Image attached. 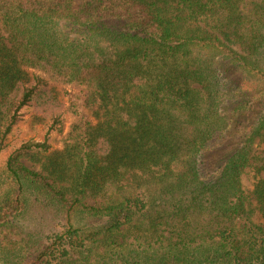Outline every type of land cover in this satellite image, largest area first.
<instances>
[{
  "label": "trees",
  "instance_id": "16d2710c",
  "mask_svg": "<svg viewBox=\"0 0 264 264\" xmlns=\"http://www.w3.org/2000/svg\"><path fill=\"white\" fill-rule=\"evenodd\" d=\"M62 89L73 121L35 170L21 158L64 132ZM0 98V151L27 108L48 119L43 141L7 159L16 191L34 185L109 216L106 245L130 248L116 251L122 264H264V224L242 178L253 166L250 195L264 216V0H0ZM157 168L163 203L143 225L149 201L118 191L127 173ZM20 203L2 202L0 230ZM8 231L0 251L10 264H60L78 246L74 227L38 252Z\"/></svg>",
  "mask_w": 264,
  "mask_h": 264
},
{
  "label": "rangeland",
  "instance_id": "374dc122",
  "mask_svg": "<svg viewBox=\"0 0 264 264\" xmlns=\"http://www.w3.org/2000/svg\"><path fill=\"white\" fill-rule=\"evenodd\" d=\"M202 24H206L208 29L215 31L214 28H211V25H213V27L215 26L213 19L209 18L206 22H202ZM232 44L241 53L249 52L248 48L241 43L233 42ZM248 84L251 85L252 83ZM58 85L61 86V84ZM64 91V89L60 90L65 101L64 132H54L50 135V144L52 146L50 151L40 153V155L36 157L30 156L31 158H21L27 166L35 170L43 171L42 163L47 162L46 157L52 154V152L59 151L64 147L65 135L73 121V114L68 103L69 96L66 95ZM36 111L37 110L33 107L27 108L25 112L26 115H24L23 119L13 127L12 132L9 134L7 140H5V148L0 151V206L2 202H5L8 198H11L16 205L17 197H20L23 203L18 204V206L21 207V210L23 208L25 209L15 218L14 224L10 226L11 229L5 228L0 231L4 233L6 230H11V238L14 239V241H21L19 244L23 245V243H25L26 247V242H28L31 244L29 249H35L38 252L51 244L55 234L67 231L71 227L78 228L79 236H74L78 246L77 248L73 247L70 250L71 255L69 259L60 264H68L72 258L74 259V264H122L123 257L119 256L120 254L116 251L119 249L125 254H128L130 248L125 247L120 249L117 248L115 244H112V246L106 245V232L104 229H106L109 225L108 223H110L109 216L89 217L78 207L70 209L69 204L61 201L58 197L47 192L45 189L36 188L34 185H31V187L23 191L20 195L19 192L16 191V185L13 184L12 179L8 177L6 162L9 155L19 149L21 144L25 141H43L45 139L48 131V119L43 115L37 114ZM2 116L3 115L0 114L2 123H4L5 119H3ZM262 148L263 145L257 142L255 145V152L259 153ZM38 158H40L41 161L35 160ZM160 173L161 171L158 168L149 173H144L140 170L129 172L126 174V177L121 183V189L118 191L121 195L120 198L123 197L122 195L141 196L149 201L151 204V206L149 204L151 212H148L149 214L147 213L148 215L143 217V225L151 223V217L156 215V209H161V203H163L161 199V187L165 182L162 183L156 178ZM242 178L245 194L249 196L247 202L248 206L254 209L252 213L253 219L256 223L264 224V216L257 207V201L250 195L257 181V175L253 166L246 168ZM85 201L91 205H100L104 202L103 199L94 197H87ZM1 208L0 211H2ZM14 232L16 233L14 234ZM5 253V251L4 253L0 251V264L11 263V261H6ZM114 253H118V255L114 256ZM142 257L146 258V254H143Z\"/></svg>",
  "mask_w": 264,
  "mask_h": 264
}]
</instances>
